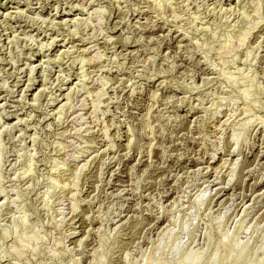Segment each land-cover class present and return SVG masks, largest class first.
Returning a JSON list of instances; mask_svg holds the SVG:
<instances>
[{"label":"rangeland","instance_id":"1","mask_svg":"<svg viewBox=\"0 0 264 264\" xmlns=\"http://www.w3.org/2000/svg\"><path fill=\"white\" fill-rule=\"evenodd\" d=\"M0 264H264V0H0Z\"/></svg>","mask_w":264,"mask_h":264},{"label":"bare ground","instance_id":"2","mask_svg":"<svg viewBox=\"0 0 264 264\" xmlns=\"http://www.w3.org/2000/svg\"><path fill=\"white\" fill-rule=\"evenodd\" d=\"M43 70V69H42ZM21 247V246H20ZM230 255V254H229ZM229 257V256H228ZM230 259V258H229Z\"/></svg>","mask_w":264,"mask_h":264}]
</instances>
